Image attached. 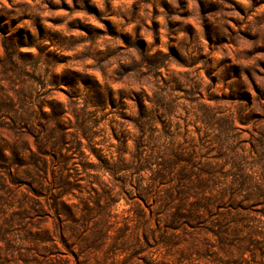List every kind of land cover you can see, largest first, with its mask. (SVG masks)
Masks as SVG:
<instances>
[{"label":"clouds","instance_id":"9594fccd","mask_svg":"<svg viewBox=\"0 0 264 264\" xmlns=\"http://www.w3.org/2000/svg\"><path fill=\"white\" fill-rule=\"evenodd\" d=\"M0 264H264V0H0Z\"/></svg>","mask_w":264,"mask_h":264},{"label":"rangeland","instance_id":"374dc122","mask_svg":"<svg viewBox=\"0 0 264 264\" xmlns=\"http://www.w3.org/2000/svg\"><path fill=\"white\" fill-rule=\"evenodd\" d=\"M221 211H223V209H221ZM189 227H191V225H189Z\"/></svg>","mask_w":264,"mask_h":264}]
</instances>
